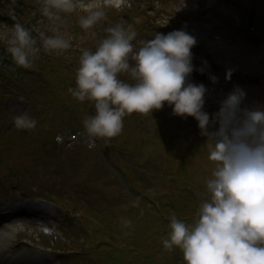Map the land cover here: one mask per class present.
Wrapping results in <instances>:
<instances>
[{"label": "rangeland", "instance_id": "374dc122", "mask_svg": "<svg viewBox=\"0 0 264 264\" xmlns=\"http://www.w3.org/2000/svg\"><path fill=\"white\" fill-rule=\"evenodd\" d=\"M24 1L6 0L5 3H9L8 7L11 8L7 10L4 9L5 4L0 5V15L9 13L8 17L15 16L16 20L35 25L51 34L54 26L43 16L40 0ZM194 2L195 0H132L130 8L125 6L117 9L106 4L104 10L109 9V17H104L91 29L80 26L79 17L87 13L78 8L68 15L66 22V30L72 38L73 46L60 54L67 61V64L64 63L66 68L72 69L69 73L59 75L52 67H45L43 71L47 79L42 74H30L24 78L25 72L0 58V78L5 81L4 85L0 81V148L8 152L6 157L0 158V162L13 165V173L2 177L4 184L12 187L16 179L21 184L20 180L30 178L32 186L46 187L54 196L59 197L61 202L58 204L63 206L66 203L68 208L63 206L66 210L65 218L69 219L66 232H56L60 237L68 236L63 240L65 249L84 252L94 264H186L180 249L169 251L164 248L162 241L169 230V217L172 214L189 222L195 218L200 202L207 198L206 180L211 175L214 162L209 159L211 141L200 135L196 120L191 116L184 118L173 115L172 111L164 114L163 110H171V106L167 104L161 109H154L152 113L133 112L126 115L121 134L110 138L99 137L95 149L89 152L90 159L85 161L82 152L72 158L76 168L68 167L67 159L53 155V133L60 131L59 128L64 131L68 125L82 129V115L84 118L94 113L88 103L77 100L68 92L76 83L81 49L93 47L101 38V33H105L100 27L102 22L106 24L105 28L123 22L125 26L135 30V23L143 20L144 26L135 30L137 37L133 43L150 39L155 32L167 33L178 29L179 25L175 21L191 23L188 13L183 11H192ZM122 11L124 15L118 14ZM172 11H176L175 16L181 19H171L174 16ZM164 12L166 13L163 14ZM2 21L13 24L10 18ZM60 27L63 30L65 25ZM227 42L231 44V39ZM0 43L6 48L4 41ZM242 49L248 53L243 56H252L257 69L264 72V63L259 64L260 57L250 52V49L256 51V48L244 46ZM42 57L41 53L32 65L44 59ZM56 62H60V59H55L54 64ZM70 76L72 77L69 79ZM26 84L27 88L34 89V94L27 93ZM240 86L247 92L248 104L264 103V76H259L257 82ZM3 90L12 93L10 96L15 98L17 95H24L21 96L22 102L27 107L23 110L37 120L34 129L15 127L14 116L17 109L5 107L9 96ZM204 107L210 113L217 109L213 105ZM40 131L47 134L49 143L41 140ZM12 134L14 135L11 136ZM42 150L50 151L51 156L45 157ZM109 158L111 164L125 168L124 173L134 185H144L145 182L149 190L147 199L150 205L145 199H140L139 207L130 203L137 196L130 198L124 192L120 180L114 175V166L108 163ZM60 160L70 173L69 177L63 176L62 172L61 175L66 180L82 183L86 190L85 199L80 195L69 198L70 192L64 193L65 188L70 187L66 182L57 183L58 186L54 184L50 168L53 171L56 166H60ZM22 169H27L32 175L22 174ZM1 174L2 171L0 176ZM95 178L98 180L95 181ZM78 189L80 188L75 184L71 187L74 192ZM75 207L79 209L76 210ZM122 217L131 219L132 224L123 225ZM114 225L121 228L117 235L111 232ZM68 252V256H71L72 252Z\"/></svg>", "mask_w": 264, "mask_h": 264}, {"label": "clouds", "instance_id": "9594fccd", "mask_svg": "<svg viewBox=\"0 0 264 264\" xmlns=\"http://www.w3.org/2000/svg\"><path fill=\"white\" fill-rule=\"evenodd\" d=\"M40 3L43 16L54 26L51 34L18 20L11 25L0 21V41L17 66L31 67L42 51L60 55L73 46L66 22L80 7L79 0ZM106 4L130 8L132 0H89L80 26L97 25L105 17ZM105 32L94 50L81 49L76 83L68 89L79 101H94V114L82 122L85 131L110 138L122 131L126 115L152 113L167 104L173 115L194 118L200 135L211 141L209 159L214 167L206 180L207 198L191 222L175 214L169 217L164 248L180 249L186 264H264V103L245 104L246 90L234 85L216 111H207V86L190 78L194 70L205 71L193 62L197 39L184 28L155 32L152 38L137 41L138 47L133 43L137 32L123 22ZM231 73L227 69L225 79ZM209 79L216 82L219 77L209 74ZM36 124L18 109L15 127L29 130ZM130 203L139 207L140 198ZM121 222L132 224L127 217Z\"/></svg>", "mask_w": 264, "mask_h": 264}, {"label": "bare ground", "instance_id": "6f19581e", "mask_svg": "<svg viewBox=\"0 0 264 264\" xmlns=\"http://www.w3.org/2000/svg\"><path fill=\"white\" fill-rule=\"evenodd\" d=\"M79 3H81V5H87V4L89 3V0H79ZM209 3H210V4H214L213 1H210ZM208 15H209V16L213 15V11H209V12H208ZM232 16H235V15L232 14ZM225 34H226V28L224 27V28L220 29V30L217 32L215 38H209V40H208V45L216 51V53H217L218 56L223 57L222 55H224L225 60H226V61H229V63H234V64H237V65H240V63H238L239 60H238V62H236L234 59H232V58H230V57H227V56H226V53L223 52V51H225V52H228L229 54H230L231 52H235V53H237V52L235 51V49H236L235 46H233V45H232V46H229V45H225V44H224V42H225V40H226V37H224ZM226 43H227V40H226ZM227 47H232V51H227V50H226ZM242 54H243V53L240 51V56H241ZM224 57H223V58H224ZM246 58H247V59L249 60V62H250L249 65L246 67V69H252V66H253V60H252V57H250V56H246ZM193 81H194V80H193ZM0 229H1V230H0V241H1L3 244H8V242H9V237H10L11 232H12V228L9 227V226H6L5 228L0 227ZM21 256H23V254H21ZM21 256L15 259V261H16L17 263H21L22 260H25V259H24L23 257H21ZM10 262H13V259H12V261H10Z\"/></svg>", "mask_w": 264, "mask_h": 264}]
</instances>
